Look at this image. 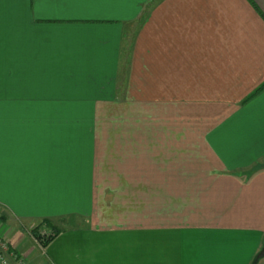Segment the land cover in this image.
<instances>
[{"label":"crops","instance_id":"obj_1","mask_svg":"<svg viewBox=\"0 0 264 264\" xmlns=\"http://www.w3.org/2000/svg\"><path fill=\"white\" fill-rule=\"evenodd\" d=\"M0 235L23 264H253L264 0H0Z\"/></svg>","mask_w":264,"mask_h":264},{"label":"built area","instance_id":"obj_2","mask_svg":"<svg viewBox=\"0 0 264 264\" xmlns=\"http://www.w3.org/2000/svg\"><path fill=\"white\" fill-rule=\"evenodd\" d=\"M35 241L37 242V244H39L38 240L35 239ZM12 258L18 260L20 264H23V259L17 257V255L10 252L8 242L0 235V264H11Z\"/></svg>","mask_w":264,"mask_h":264},{"label":"rangeland","instance_id":"obj_3","mask_svg":"<svg viewBox=\"0 0 264 264\" xmlns=\"http://www.w3.org/2000/svg\"><path fill=\"white\" fill-rule=\"evenodd\" d=\"M66 226H67V223H66ZM64 227H65V224L63 222H59V221H55V222L48 221L47 223H43V224L40 223L39 225H37L36 227H34L32 230H29L28 233L30 235H32L33 238H35L33 236L32 231L34 229H38V232H39L40 236L46 237V236H48L49 234L52 233V230H53L52 228H58L60 230H63Z\"/></svg>","mask_w":264,"mask_h":264},{"label":"trees","instance_id":"obj_4","mask_svg":"<svg viewBox=\"0 0 264 264\" xmlns=\"http://www.w3.org/2000/svg\"><path fill=\"white\" fill-rule=\"evenodd\" d=\"M48 221H43V223H47ZM52 233L49 234L46 237H42L40 236L38 229H34L32 231L33 236L35 237L36 240H38L39 244L43 247V248H47V246L62 232V230L58 229V228H52ZM257 262L254 261L253 264H256Z\"/></svg>","mask_w":264,"mask_h":264},{"label":"water","instance_id":"obj_5","mask_svg":"<svg viewBox=\"0 0 264 264\" xmlns=\"http://www.w3.org/2000/svg\"><path fill=\"white\" fill-rule=\"evenodd\" d=\"M262 258H264V248L258 253L255 262H258Z\"/></svg>","mask_w":264,"mask_h":264}]
</instances>
